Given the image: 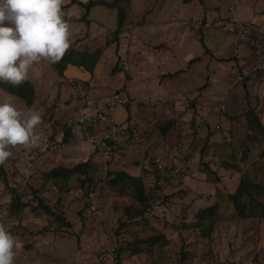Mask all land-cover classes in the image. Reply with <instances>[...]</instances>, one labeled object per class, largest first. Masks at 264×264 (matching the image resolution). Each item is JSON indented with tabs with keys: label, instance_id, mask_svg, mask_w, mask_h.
<instances>
[{
	"label": "rangeland",
	"instance_id": "374dc122",
	"mask_svg": "<svg viewBox=\"0 0 264 264\" xmlns=\"http://www.w3.org/2000/svg\"><path fill=\"white\" fill-rule=\"evenodd\" d=\"M154 1L133 4L141 10ZM185 5V17H177L203 16L199 3ZM75 7L74 12L86 13L83 6ZM92 14L116 28V9L95 5ZM136 17L142 21L141 14ZM133 19L129 12L127 29ZM70 32L69 50L77 51V58L81 51L104 52L93 71L77 66L90 74L74 77L86 97L98 107L114 91L126 89L131 102L118 106L115 117L139 138L120 141L106 157L81 140L77 126H71L66 141L68 120L79 110L68 78L83 73L70 66L61 76L50 61L36 65L40 75L30 80L36 89L33 104L13 97L18 107L42 114L36 129L42 139L35 148H12L13 156L0 166V223L19 243L15 264H107L98 256L109 246L117 250V264H264V130L240 88L238 72L228 70L229 60H222L227 72L222 73L220 59L204 53L205 44L216 47L226 36L208 31L204 44L190 34L180 43L173 39L172 51H164L161 46L168 40L156 35L138 40L135 32L132 40L128 33L117 43L111 31L102 41L86 26ZM0 90L3 100L9 92ZM195 120L208 124L201 135ZM147 146L164 162H194L184 175L155 187ZM79 164L82 168L69 177L47 176L56 167ZM126 175L143 178L144 200ZM242 179L250 188L242 198L250 203L245 217L229 198ZM40 200L55 214L38 206ZM214 205L212 215L203 213Z\"/></svg>",
	"mask_w": 264,
	"mask_h": 264
},
{
	"label": "clouds",
	"instance_id": "9594fccd",
	"mask_svg": "<svg viewBox=\"0 0 264 264\" xmlns=\"http://www.w3.org/2000/svg\"><path fill=\"white\" fill-rule=\"evenodd\" d=\"M65 0H0V82L19 86L39 77L42 60L57 63L70 48L68 19L76 17L62 8ZM2 91V90H0ZM42 114L21 108L13 95L0 100V166L13 156L12 148L39 146L36 129ZM19 243L0 223V264H15Z\"/></svg>",
	"mask_w": 264,
	"mask_h": 264
},
{
	"label": "crops",
	"instance_id": "0c3cea01",
	"mask_svg": "<svg viewBox=\"0 0 264 264\" xmlns=\"http://www.w3.org/2000/svg\"><path fill=\"white\" fill-rule=\"evenodd\" d=\"M106 1L110 2L112 0ZM69 2H71V4L67 5V3ZM90 2L91 0L89 2H87L86 0H65V4L62 10L65 13H68L70 10L74 12L78 9L75 7L76 5L83 6L86 10V13L84 15H80V13L74 12L77 14L76 17L68 19L70 30L76 29L79 26H86V28H88L93 33V35L96 36L99 34V41H102L103 36L107 34L106 32H114L117 26L116 28L109 27L105 23L104 19H100L98 21L94 20V16L92 14L93 7L89 11H87L86 9V5L90 4ZM190 2L199 3L201 11L203 12V16L198 20L193 19V17L190 18L191 16L184 19L181 17H177V15L183 16L182 8L183 6H187L185 4H189ZM190 2H185L184 0H155L153 4H151L152 6L146 9H142L141 7V10H135L133 0H131V2L126 6V15L128 16V13L130 12V16L134 18L133 25L131 24L130 26L129 24L127 26L129 27V29H127L125 24V28L121 33L122 35L120 36L121 40L122 36L124 35H127L128 37L129 35H131V39L133 40L132 37L134 36L135 32L137 33L138 40H140L141 38H146L149 35H156L157 38L159 37L160 39L167 38L168 41H165V46L162 45L161 47L164 51H172L175 45L173 44V39L180 43V41H182L181 39L185 38L184 36L194 34L200 37V39L203 38L204 43L205 37H208V31L212 33L214 31L219 32L221 36H226V40L224 41V43L214 47L213 45L209 44V41L211 40H208L207 38V43L209 45L204 43L206 47L208 46L207 50H205L204 53L212 52V55H216L217 59H220L219 69L223 70L222 73H227L225 71L226 67L224 66L225 69L223 68L222 60H229V63L231 65L228 70H236L238 72L239 80V76L241 74L250 71L254 63L257 61L256 56L254 51L247 44H236L235 37L229 35L224 30V27L226 26V24H228V18L233 14L240 17L243 21L251 22L253 25V30L255 32L264 33V0H190ZM134 13L135 16H133ZM86 14L87 18L85 19ZM139 14H141L142 21H140V19L136 17V15L138 16ZM83 22H85L86 25H82ZM200 23H202L201 26H199ZM192 25L195 27L198 25L197 28L200 30H194L192 28ZM104 31L105 33H103ZM211 42L214 43L213 41ZM213 52L215 54H213ZM103 53L104 52L102 51L100 58H103ZM189 56H192V54H189ZM100 58L95 67L100 64V61L102 60ZM199 60H201V58ZM70 66L72 67V71H74L73 69H75V72L81 71L79 73H83V76L71 73V76L69 78H88V76H90V74L83 71V69L81 70L77 68V65L70 64L68 67ZM214 73L215 69L211 70V78H215ZM180 76L181 75L179 74L178 77ZM181 81L186 82L187 78L185 77ZM238 83L243 86L240 88L244 90L245 95L248 96V99L250 100V109L254 110L264 126V75L260 72H255L247 76L244 81H240ZM91 103L94 105V102L92 100Z\"/></svg>",
	"mask_w": 264,
	"mask_h": 264
},
{
	"label": "built area",
	"instance_id": "2783aa9c",
	"mask_svg": "<svg viewBox=\"0 0 264 264\" xmlns=\"http://www.w3.org/2000/svg\"><path fill=\"white\" fill-rule=\"evenodd\" d=\"M227 23L224 30L235 37L236 44H247L254 51L257 60L249 72L239 76V80L242 82L247 76L255 72H260L264 75V33L255 32L251 22L243 21L240 17L233 14L228 18ZM201 25L202 23L199 24V26ZM68 80L79 105V110L69 118L68 126H77L81 133V140L96 149L100 155L106 157L114 152L120 141L129 138H139L134 129H129L119 123L115 117L118 106H127L131 102L130 95L125 91L126 89L114 91L107 102L96 107L86 97V93L83 92L81 84L76 79L69 78ZM225 108L224 104L219 105V109L225 110ZM194 124L196 133L200 135L208 127L207 123H203L200 120H195ZM216 128H219V126L217 125ZM144 143L146 144V142ZM147 150L157 175L156 185L158 187H162L167 181H172L184 175L187 172V168L194 162V159H188L184 165H177L175 162L167 163L164 162L162 157L153 154L148 146ZM98 260L102 263L117 264L116 248L106 247L100 252Z\"/></svg>",
	"mask_w": 264,
	"mask_h": 264
},
{
	"label": "trees",
	"instance_id": "16d2710c",
	"mask_svg": "<svg viewBox=\"0 0 264 264\" xmlns=\"http://www.w3.org/2000/svg\"><path fill=\"white\" fill-rule=\"evenodd\" d=\"M184 1L190 2V0H184ZM130 2H131V0H112L110 2L106 1V0H91L90 4L86 5V9H87V11H89L93 6L100 5V4L107 6L109 8L117 9L118 23H117V28L113 33H114L115 42L118 43L120 41V35L123 32V30L125 28V24H126V16H127L126 15L127 14L126 6ZM86 18H87V14L85 15V19ZM202 41H203V39H202ZM76 52L77 51H75L73 49L68 50L61 61H59L57 63H52L54 69L59 73V75L64 76L65 71L67 70L68 65H70V64L77 65V66H83L86 70H89L91 72L94 70L95 65L97 64V62H98V60L102 54L101 49H97L95 52H92V53L87 52V51H81L80 57L77 58ZM193 60H195V59H193ZM196 60H198V58ZM177 73L178 72L169 73L168 76H175ZM0 88H3L6 91H8L10 94L23 99L28 106L32 105L34 100H35L36 89H35L32 82H25L19 86H13L10 83L0 82ZM252 113L254 114L255 120L258 123L259 127L262 130H264V126L261 123V121L259 120V117L256 115L254 110H252ZM71 136H72V129L69 126L66 129L65 140L66 141L69 140ZM81 168H82V164L76 165L73 168L56 167V168L52 169L50 172H48L47 176L50 179H56L59 177H69V176L73 175L75 173V171H77ZM126 176H128L129 178H132V180H134L136 182V187L138 190L139 197L141 200H144L145 199V195H144L145 191H144L143 178L140 176L135 177L132 175H126ZM118 178L119 179L122 178V175H119ZM248 182H249L248 180L242 179L239 183V186H238L236 192L229 194L230 200L234 204L236 210L239 212L241 217H245L247 215V208H248V206H250L249 205L250 203H247L246 201H244L242 199L245 194L250 193V188L248 186ZM155 187H158V186H155ZM18 199H20V198L17 197V200ZM38 206L42 207L45 211H47L48 213H50L52 215L55 214L47 205L43 204L42 200L39 201ZM263 207H264V205H263ZM215 208H216V205H214L212 207H208L207 209H205L203 211V213L209 211V212H211V215H212ZM262 211L264 212V208ZM250 214H254V213H250ZM262 216H264V213ZM57 218L62 219L60 216H57ZM66 224L68 226L70 225L69 222Z\"/></svg>",
	"mask_w": 264,
	"mask_h": 264
}]
</instances>
